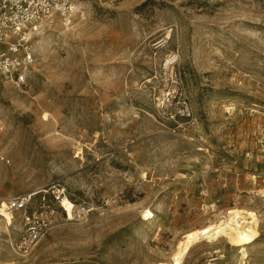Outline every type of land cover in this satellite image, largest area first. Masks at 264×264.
Returning <instances> with one entry per match:
<instances>
[{
	"label": "rangeland",
	"instance_id": "374dc122",
	"mask_svg": "<svg viewBox=\"0 0 264 264\" xmlns=\"http://www.w3.org/2000/svg\"><path fill=\"white\" fill-rule=\"evenodd\" d=\"M68 1L86 19L36 23L26 88L0 87V207L60 188L85 214L17 253L20 215L8 224L0 211V264L169 260L186 231L227 212L193 187L226 162L245 179L233 206L262 216L261 237L246 259L221 239L184 264H264V0ZM170 58L192 111L179 127L154 102Z\"/></svg>",
	"mask_w": 264,
	"mask_h": 264
},
{
	"label": "built area",
	"instance_id": "2783aa9c",
	"mask_svg": "<svg viewBox=\"0 0 264 264\" xmlns=\"http://www.w3.org/2000/svg\"><path fill=\"white\" fill-rule=\"evenodd\" d=\"M72 12L73 7L68 0H0V87H5L6 79L18 90L26 88L35 61L30 32L37 30L36 23L56 13L69 21ZM175 62L174 58H170L164 63L163 69L170 78L162 87L154 88V102L166 120L183 126L192 111L187 102L176 99L180 85ZM1 119L0 103V122ZM38 194L41 195L36 200ZM65 198L73 203L71 210ZM0 208L10 211L13 218L15 213L20 215L19 233L11 240L17 253L29 252L60 221L78 219L85 214V207L67 197L65 189L60 188L52 193L44 189L38 193L23 194L8 199L7 204Z\"/></svg>",
	"mask_w": 264,
	"mask_h": 264
},
{
	"label": "bare ground",
	"instance_id": "6f19581e",
	"mask_svg": "<svg viewBox=\"0 0 264 264\" xmlns=\"http://www.w3.org/2000/svg\"><path fill=\"white\" fill-rule=\"evenodd\" d=\"M72 7L75 14L79 12L83 16V19H86L84 18L85 13L82 11L80 4L73 3ZM41 21L42 24L46 22L45 19ZM32 32H30V35ZM167 37L169 38L170 36ZM42 119L49 121L50 114L44 112ZM258 191L261 196H264V188ZM65 203L71 210L73 203L67 198H65ZM0 211L3 212L5 221L8 224L12 223V213L1 208ZM142 215L145 221L152 220L156 216L150 208L144 209ZM261 221L262 216L254 210L234 206L230 207L222 218L208 223L203 227L186 231L178 240L170 259L161 261L159 264H184L185 259L199 243L204 241L216 243L221 239H226L230 245L239 248L242 258L246 259L249 257L248 247L254 245L261 237ZM244 263L246 264V261Z\"/></svg>",
	"mask_w": 264,
	"mask_h": 264
},
{
	"label": "crops",
	"instance_id": "0c3cea01",
	"mask_svg": "<svg viewBox=\"0 0 264 264\" xmlns=\"http://www.w3.org/2000/svg\"><path fill=\"white\" fill-rule=\"evenodd\" d=\"M232 156L234 157V155ZM236 171L237 169L234 171V166L229 162L221 163L219 167H216L213 179L207 177L201 182L195 181L193 187L206 203L215 204L216 207L224 205V209L230 208L236 204V200L240 197L241 185L245 180L244 177H241V173ZM222 175L226 176V179H221ZM192 189V187L189 188V191ZM184 190L187 191L188 187H185Z\"/></svg>",
	"mask_w": 264,
	"mask_h": 264
}]
</instances>
